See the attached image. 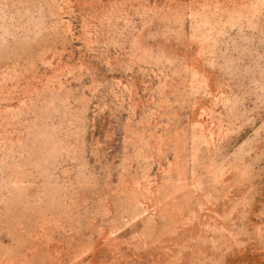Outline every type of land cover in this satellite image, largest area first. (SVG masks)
I'll use <instances>...</instances> for the list:
<instances>
[{
	"label": "rangeland",
	"instance_id": "rangeland-1",
	"mask_svg": "<svg viewBox=\"0 0 264 264\" xmlns=\"http://www.w3.org/2000/svg\"><path fill=\"white\" fill-rule=\"evenodd\" d=\"M0 264H264V0H0Z\"/></svg>",
	"mask_w": 264,
	"mask_h": 264
}]
</instances>
